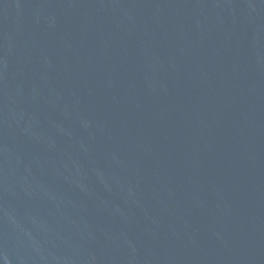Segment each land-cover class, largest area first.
<instances>
[{
	"label": "water",
	"instance_id": "95a60500",
	"mask_svg": "<svg viewBox=\"0 0 264 264\" xmlns=\"http://www.w3.org/2000/svg\"><path fill=\"white\" fill-rule=\"evenodd\" d=\"M0 264H264V0H0Z\"/></svg>",
	"mask_w": 264,
	"mask_h": 264
}]
</instances>
